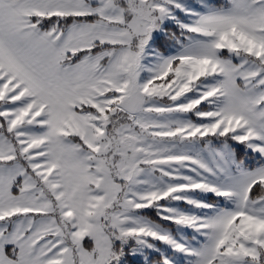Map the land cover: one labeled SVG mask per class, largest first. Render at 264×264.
<instances>
[{
  "label": "snow or ice",
  "instance_id": "6c2138e0",
  "mask_svg": "<svg viewBox=\"0 0 264 264\" xmlns=\"http://www.w3.org/2000/svg\"><path fill=\"white\" fill-rule=\"evenodd\" d=\"M0 264H264V0H0Z\"/></svg>",
  "mask_w": 264,
  "mask_h": 264
}]
</instances>
